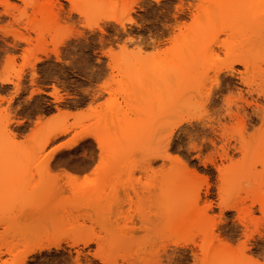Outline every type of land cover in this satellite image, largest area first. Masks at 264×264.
<instances>
[{
  "label": "rangeland",
  "instance_id": "obj_1",
  "mask_svg": "<svg viewBox=\"0 0 264 264\" xmlns=\"http://www.w3.org/2000/svg\"><path fill=\"white\" fill-rule=\"evenodd\" d=\"M198 1L0 0V264H264V33Z\"/></svg>",
  "mask_w": 264,
  "mask_h": 264
},
{
  "label": "bare ground",
  "instance_id": "obj_2",
  "mask_svg": "<svg viewBox=\"0 0 264 264\" xmlns=\"http://www.w3.org/2000/svg\"><path fill=\"white\" fill-rule=\"evenodd\" d=\"M238 3L225 4L218 6L215 0H199L197 5V24L201 32L204 33H247V32H260L264 33V9L255 11L254 7H257L256 0H237ZM264 2V0H262ZM7 3V2H6ZM263 7V6H261ZM217 83V82H216ZM54 90V89H53ZM263 92V90H261ZM259 92V91H258ZM261 95V93H260ZM263 95V94H262ZM54 97V96H53ZM9 133V132H8ZM60 132L59 134H62ZM75 138V137H74ZM87 138H93L97 142L98 148L102 149L107 143L101 138H98L89 134H78L76 139H72L68 143H63L53 150L58 152L61 150H70L77 146L80 142ZM13 140V139H12ZM2 151H0V154ZM4 153V152H3ZM15 155L17 153L15 152ZM15 155L11 154L6 157L7 159H15ZM100 166L105 167H116L115 164H102ZM122 168V167H121ZM126 168V167H125ZM44 170L48 173L50 167L48 164L44 166ZM29 206H21V210L29 209ZM59 208V207H58ZM47 209V210H46ZM56 207H43L46 213L43 217L39 218L36 222L35 227L31 229L29 237H32V244L28 250V254L34 253L41 250H49L50 248L59 249L62 243L70 246H87L89 240H78L77 238H61L62 235L58 229L59 225H63V215H55ZM62 208H60L61 210ZM62 212V211H61ZM59 214V213H58ZM60 217V218H59ZM38 224V225H37Z\"/></svg>",
  "mask_w": 264,
  "mask_h": 264
}]
</instances>
